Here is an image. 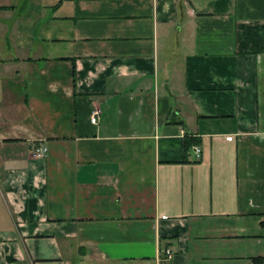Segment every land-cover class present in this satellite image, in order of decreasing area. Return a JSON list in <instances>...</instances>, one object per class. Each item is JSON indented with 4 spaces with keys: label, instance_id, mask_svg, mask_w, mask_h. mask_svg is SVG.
Here are the masks:
<instances>
[{
    "label": "crops",
    "instance_id": "0c3cea01",
    "mask_svg": "<svg viewBox=\"0 0 264 264\" xmlns=\"http://www.w3.org/2000/svg\"><path fill=\"white\" fill-rule=\"evenodd\" d=\"M0 264H264V0H0Z\"/></svg>",
    "mask_w": 264,
    "mask_h": 264
},
{
    "label": "built area",
    "instance_id": "2783aa9c",
    "mask_svg": "<svg viewBox=\"0 0 264 264\" xmlns=\"http://www.w3.org/2000/svg\"><path fill=\"white\" fill-rule=\"evenodd\" d=\"M100 110L98 108H94L90 114V122L95 124L97 123L98 120V116H99ZM196 150V154H199V149H195ZM47 151V148L44 145H40L36 148L35 150V155L37 157H43L45 156V153ZM173 256V251L170 248H165L164 250H162L161 255L159 254L158 260L161 263H165L168 260H170Z\"/></svg>",
    "mask_w": 264,
    "mask_h": 264
}]
</instances>
